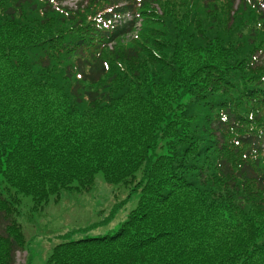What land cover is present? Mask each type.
<instances>
[{"label":"trees","instance_id":"obj_1","mask_svg":"<svg viewBox=\"0 0 264 264\" xmlns=\"http://www.w3.org/2000/svg\"><path fill=\"white\" fill-rule=\"evenodd\" d=\"M64 1L0 0V264L97 178L135 205L45 264H264V0Z\"/></svg>","mask_w":264,"mask_h":264},{"label":"rangeland","instance_id":"obj_2","mask_svg":"<svg viewBox=\"0 0 264 264\" xmlns=\"http://www.w3.org/2000/svg\"><path fill=\"white\" fill-rule=\"evenodd\" d=\"M79 0H66L62 4L75 7ZM111 186L97 178L95 184L81 192H61L56 199H51L45 207L28 215L30 200L24 199L23 215L20 221L27 239V251L15 254L14 264H45L51 247L56 243L58 232L74 231L72 237L97 235L114 231L126 218L130 208L135 205L136 195L126 198L114 208L126 195L122 187L113 192ZM107 218L103 225L97 222ZM94 224L91 229H83Z\"/></svg>","mask_w":264,"mask_h":264}]
</instances>
